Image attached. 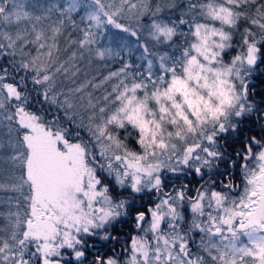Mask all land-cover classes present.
Listing matches in <instances>:
<instances>
[{
	"label": "snow or ice",
	"instance_id": "snow-or-ice-1",
	"mask_svg": "<svg viewBox=\"0 0 264 264\" xmlns=\"http://www.w3.org/2000/svg\"><path fill=\"white\" fill-rule=\"evenodd\" d=\"M0 264H264V0H0Z\"/></svg>",
	"mask_w": 264,
	"mask_h": 264
},
{
	"label": "rangeland",
	"instance_id": "rangeland-1",
	"mask_svg": "<svg viewBox=\"0 0 264 264\" xmlns=\"http://www.w3.org/2000/svg\"><path fill=\"white\" fill-rule=\"evenodd\" d=\"M113 67H115V65ZM57 115H59L61 117V119H63V112L57 113V111L53 108L51 113H50V117L51 116H57Z\"/></svg>",
	"mask_w": 264,
	"mask_h": 264
}]
</instances>
